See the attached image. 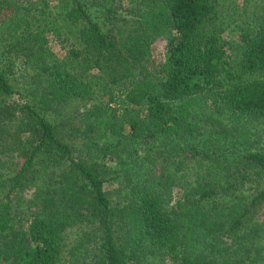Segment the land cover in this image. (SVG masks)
<instances>
[{
  "label": "trees",
  "instance_id": "16d2710c",
  "mask_svg": "<svg viewBox=\"0 0 264 264\" xmlns=\"http://www.w3.org/2000/svg\"><path fill=\"white\" fill-rule=\"evenodd\" d=\"M47 1L0 0V154L14 159L0 173V264H150L155 255L168 264H264V149L240 123L264 119V80L249 78L264 72V21L230 59L202 30L213 0H60L57 11ZM48 35L71 49L68 64H58ZM13 61L43 82L15 90ZM71 102L72 115L47 120ZM192 122H207L205 140L166 147ZM144 148L167 170L112 204L105 183L154 164ZM186 162L201 163L196 180L170 205L165 189ZM22 190L33 197L13 221L11 199Z\"/></svg>",
  "mask_w": 264,
  "mask_h": 264
},
{
  "label": "rangeland",
  "instance_id": "374dc122",
  "mask_svg": "<svg viewBox=\"0 0 264 264\" xmlns=\"http://www.w3.org/2000/svg\"><path fill=\"white\" fill-rule=\"evenodd\" d=\"M20 2H37L41 5L43 0H19ZM49 1V2H48ZM49 6L56 10L59 9L61 3L60 0H48ZM131 0H122L121 5L126 7ZM215 5V13L213 18L204 25L202 29L205 33H215L219 38L220 42L224 44L225 48H230V59H233L238 52L237 47L240 43L241 36L245 33L255 32L256 28L260 23L264 21V0H213ZM8 13V12H7ZM4 14L3 10H0V16ZM48 47L53 53L54 57L58 61L60 66L68 64L70 58V50L68 45L61 47V45L50 35L47 36ZM159 60L161 58V51L159 44L157 45L156 51L154 52ZM162 59V58H161ZM8 80L13 86V88L19 92L28 91L29 89L37 88L38 83L40 85L43 82L42 77H36L30 70L22 65L19 61H13V64L9 68ZM98 74L96 71H90L86 74V78L93 83H97ZM252 80H264V72H257L251 74L249 77ZM103 99L108 100V95H104ZM205 100L209 103L211 102V96H205ZM76 103L71 102L66 105H62L61 108L57 109L56 106L53 107L54 113L52 111H47L46 118L48 121L58 122L67 118V116L72 115L75 112ZM131 110V109H130ZM132 114L135 111H131ZM50 115V116H49ZM49 116V117H48ZM240 123L244 126L251 128L257 139L255 140V148L264 149V119H253V118H243ZM190 131V133H189ZM211 131L209 125H203L202 123L192 122L189 126L187 132H181L178 136H171L167 139L168 145L166 147L178 146L183 143H193L194 145L200 144L202 140H205L206 135ZM161 149L168 150L162 146ZM146 151V158L151 156L152 160L155 159L154 164L148 165L145 163L141 167L138 165V169L130 173V181L125 182L123 178V173L119 174L117 179L113 181H108L104 185V191L107 198L112 204L120 203L125 195L131 193L132 186L142 185L143 182L147 181V185L153 183L160 176L159 170L161 167L167 168L168 164L159 158V154L155 151H147L145 148L141 152V155ZM0 161L3 163V167L0 168V173L3 175L13 167L14 159H11L8 154L1 153ZM146 162V161H145ZM102 164L111 172L110 176H116L117 163L111 159L103 160ZM201 164V163H200ZM200 164L196 162H186L182 171L179 174L178 184L174 188L165 189L167 190L166 201L170 205L176 200V198L185 190H187L191 183L196 180V173L199 169ZM145 167V168H144ZM205 167L203 163L202 169ZM144 168V169H143ZM164 169L167 170V169ZM145 170V171H144ZM115 171V172H114ZM155 177V178H154ZM140 188V187H139ZM141 189V188H140ZM33 190L26 191L22 190L20 192H15L11 199V209H12V219L17 221L19 219H24V212L27 207L28 201L33 197ZM64 243L67 246H71L75 240V229H67L64 233ZM163 257L155 255L152 256L150 264H168L167 261L162 260ZM151 259V256L148 260Z\"/></svg>",
  "mask_w": 264,
  "mask_h": 264
}]
</instances>
